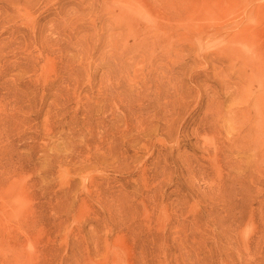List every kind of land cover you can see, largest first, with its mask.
Listing matches in <instances>:
<instances>
[{"label":"rangeland","instance_id":"1","mask_svg":"<svg viewBox=\"0 0 264 264\" xmlns=\"http://www.w3.org/2000/svg\"><path fill=\"white\" fill-rule=\"evenodd\" d=\"M0 264H264V0H0Z\"/></svg>","mask_w":264,"mask_h":264}]
</instances>
